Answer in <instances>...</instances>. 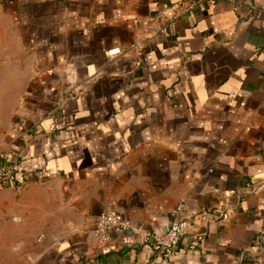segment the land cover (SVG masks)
Listing matches in <instances>:
<instances>
[{
	"label": "crops",
	"instance_id": "0c3cea01",
	"mask_svg": "<svg viewBox=\"0 0 264 264\" xmlns=\"http://www.w3.org/2000/svg\"><path fill=\"white\" fill-rule=\"evenodd\" d=\"M0 151V264H264V0H0Z\"/></svg>",
	"mask_w": 264,
	"mask_h": 264
},
{
	"label": "built area",
	"instance_id": "2783aa9c",
	"mask_svg": "<svg viewBox=\"0 0 264 264\" xmlns=\"http://www.w3.org/2000/svg\"><path fill=\"white\" fill-rule=\"evenodd\" d=\"M120 52V48L108 50L113 56ZM5 153L0 151V186L9 179L10 171L5 163ZM131 228L129 221L122 219L114 211H107L96 216L94 236L102 248L116 250L120 243L129 242L125 231ZM188 229L187 218L184 213V204L180 202L175 211V219L165 231L144 233L145 243L152 246L163 257H170L177 249L182 237Z\"/></svg>",
	"mask_w": 264,
	"mask_h": 264
},
{
	"label": "trees",
	"instance_id": "16d2710c",
	"mask_svg": "<svg viewBox=\"0 0 264 264\" xmlns=\"http://www.w3.org/2000/svg\"><path fill=\"white\" fill-rule=\"evenodd\" d=\"M17 181H18V180L11 181V182H9L8 184H9V185H12V186L15 187V188H21V187H22V183H20V182L17 183Z\"/></svg>",
	"mask_w": 264,
	"mask_h": 264
}]
</instances>
